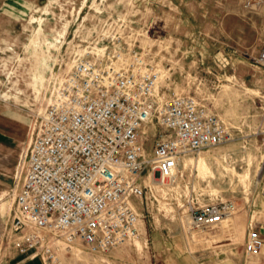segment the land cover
Wrapping results in <instances>:
<instances>
[{
    "label": "rangeland",
    "instance_id": "obj_1",
    "mask_svg": "<svg viewBox=\"0 0 264 264\" xmlns=\"http://www.w3.org/2000/svg\"><path fill=\"white\" fill-rule=\"evenodd\" d=\"M65 23L37 90L33 72L42 52L31 39L41 25L36 39L45 50L46 39ZM263 43L264 0H0V254L10 249L8 226L34 114L76 54L104 47L110 54H142L160 72L161 93L202 100L232 138L184 156H204L212 175L197 174L182 158L173 183H149L139 237L107 254L62 249L53 264H264V66L254 60ZM245 172V178L237 174ZM227 198L236 201L230 217L205 230L191 228L189 202ZM249 222L263 239L255 255L245 251Z\"/></svg>",
    "mask_w": 264,
    "mask_h": 264
},
{
    "label": "built area",
    "instance_id": "obj_2",
    "mask_svg": "<svg viewBox=\"0 0 264 264\" xmlns=\"http://www.w3.org/2000/svg\"><path fill=\"white\" fill-rule=\"evenodd\" d=\"M106 50L76 54L31 124L7 243L43 264L56 263L62 249L107 254L139 237L150 179L173 183L185 155L232 138L202 100L161 93L160 72L142 54ZM254 60L264 66V43ZM235 210L233 198L186 208L198 231ZM262 245L257 223L249 222L246 253Z\"/></svg>",
    "mask_w": 264,
    "mask_h": 264
},
{
    "label": "bare ground",
    "instance_id": "obj_3",
    "mask_svg": "<svg viewBox=\"0 0 264 264\" xmlns=\"http://www.w3.org/2000/svg\"><path fill=\"white\" fill-rule=\"evenodd\" d=\"M78 14V13H77ZM34 17H32L31 19H33ZM39 26V25H38ZM37 26V27H38ZM66 26H67V24L65 23L64 24V26H63V28L62 29H60V30H56V33H55V35L53 36V40H47L46 39V49L45 50H43L42 49V46L40 45V41L39 40H37L36 39V35L37 34H39L40 33V30H41V25H40V27H38L37 28V30H35L36 31V33H35V35H34V38H32L31 39V43L33 44V46H34V51H36L37 50V47H39L40 48V51L42 52V56L39 58V66L38 67H36L35 68V71L33 72V82H32V85H33V87L35 88V89H37L38 90V88H37V85L39 84V83H41L42 84V81H43V79H44V75H43V73H44V71H45V68H47L48 67V64H47V57L46 56H49L48 54H49V52H50V50H49V48L50 47H55V48H58L59 47V45L57 44V42L58 43H61L62 42V38L64 37V34H65V32H66ZM74 30V29H73ZM113 36V35H112ZM43 50V51H42ZM57 52V51H56ZM55 57V56H54ZM51 65V64H50ZM70 67V65L68 66V68ZM53 69V68H52ZM53 77V76H52ZM52 77H51V79H52ZM56 78V77H55ZM54 78V79H55ZM52 82V81H51ZM246 89H248V88H246ZM250 89V88H249ZM251 90V89H250ZM253 91V90H252ZM258 91V90H257ZM16 97V96H15ZM43 99V98H42ZM235 151V150H234ZM252 152V151H251ZM235 155V154H234ZM189 156V155H188ZM242 156V155H241ZM227 157V156H226ZM244 158V157H243ZM217 159V158H216ZM224 159V158H223ZM235 159V158H234ZM233 161V160H232ZM235 161V160H234ZM188 163H192L194 166H195V168H196V170L198 171L197 172V174H199V175H202V176H205V175H212L213 174V171L211 170V168H210V166H209V164H208V162L206 161V158L204 157V156H199L198 158H196V159H192V158H185V157H183V165L184 166H186ZM226 163H228V162H226ZM233 164V163H232ZM234 166V165H233ZM248 166V165H247ZM176 170H177V172H178V167L176 168ZM240 171V170H239ZM233 172H235V171H233ZM249 173V172H248ZM247 172H245L244 174H241V173H237L238 174V176L240 177V178H245V177H247V174H248ZM224 174V173H223ZM209 180V179H208ZM225 181V180H224ZM152 182H155V179L152 177L151 179H150V183H152ZM231 182V181H230ZM238 182V181H237ZM199 183V182H198ZM197 183V184H198ZM219 183V182H218ZM195 186V185H194ZM221 186H222V184H221ZM233 188V187H232ZM211 189V188H210ZM163 190V189H162ZM214 190V189H213ZM243 190V189H242ZM245 190V189H244ZM218 191V190H217ZM15 194V193H14ZM2 196H3V193H1L0 194V200L2 199ZM214 198V197H213ZM5 202H7V201H5ZM259 205V204H258ZM259 208V207H258ZM260 209V208H259ZM158 219V218H157ZM226 220V219H225ZM224 220V221H225ZM223 222V221H222ZM142 240V239H141ZM148 242V241H147ZM135 245H136V247L138 248V249H140L141 248V243L138 241V240H135ZM76 248V247H75ZM74 259L75 260H79V254H78V252H75V256H74ZM86 259V258H85ZM70 263V262H69Z\"/></svg>",
    "mask_w": 264,
    "mask_h": 264
},
{
    "label": "crops",
    "instance_id": "obj_4",
    "mask_svg": "<svg viewBox=\"0 0 264 264\" xmlns=\"http://www.w3.org/2000/svg\"><path fill=\"white\" fill-rule=\"evenodd\" d=\"M10 248L0 254V264H43L39 258H30L19 253L15 248Z\"/></svg>",
    "mask_w": 264,
    "mask_h": 264
}]
</instances>
